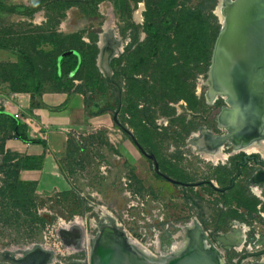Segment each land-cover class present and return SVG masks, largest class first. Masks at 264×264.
I'll use <instances>...</instances> for the list:
<instances>
[{"label":"rangeland","instance_id":"374dc122","mask_svg":"<svg viewBox=\"0 0 264 264\" xmlns=\"http://www.w3.org/2000/svg\"><path fill=\"white\" fill-rule=\"evenodd\" d=\"M48 1L51 0H0V40L5 42L8 51V66H2V70L5 68L9 73L7 77L0 75V91L32 90L37 79L24 72V54L35 65L42 91L56 90L50 52L57 51L61 45H74L82 50L87 46L89 54L96 51L97 58L100 36L109 35V44L113 48L117 46V58L109 61L108 74L97 67L95 58L93 67L87 60L78 78L72 80L69 74L62 80L65 88L71 86L70 92L79 88L94 122H87L88 127L71 140L66 157L60 160L67 190L41 196L34 192L35 201L29 211L43 218L42 223H32L27 212L19 207L12 210L5 202L0 204V264H14L11 259H23L21 252L35 245L51 255L47 264H67L69 260H83L85 256L87 260L91 252L88 247L99 231L97 225L109 217L150 251H155L158 242L161 252H156L171 253L176 249L174 246L170 250L171 244L182 240L178 235L183 233L181 227L187 226L196 215L194 199L207 208L208 221L202 225L205 231L217 235L248 227L251 230L248 235L253 236L260 229L264 237V227H260L264 225L261 216L264 202L253 192L257 188L264 196L263 185L251 182L258 166L250 163L247 168L242 167L234 187L224 196L226 202H222L205 184L182 188L159 177L153 171L151 160L113 121L116 114L117 121L143 149L155 155L161 172H168L166 167L170 165L174 174L182 173L179 178L184 182L196 184L210 180L216 186L227 185V179L237 172V155L213 163L202 158L189 143L198 128L209 130L215 125L211 105L205 97L211 61L205 69L191 72L185 78L189 93L182 97L165 94L152 65L135 71L127 63L134 48L125 51L135 33L130 24L141 26L136 30L139 42L146 37L142 30L143 0H126L130 14L121 8L119 0H74L76 3L46 5ZM220 2L216 0L212 14L221 28L217 13ZM104 42L106 47L107 40ZM130 78L145 80L149 89L154 87V93L138 97L137 86L132 89L126 86L132 82ZM193 113H200V119ZM7 136L10 138L11 132L0 122V189L11 183L10 172L17 164L19 180L29 182L21 176L23 155L5 148L7 139L3 137ZM6 207L11 209L8 212L11 217L3 214ZM229 223L238 225L229 226ZM33 226L39 228L37 236L30 234ZM263 241L261 238L258 243L263 245ZM236 253L231 249L226 256L235 257Z\"/></svg>","mask_w":264,"mask_h":264},{"label":"trees","instance_id":"16d2710c","mask_svg":"<svg viewBox=\"0 0 264 264\" xmlns=\"http://www.w3.org/2000/svg\"><path fill=\"white\" fill-rule=\"evenodd\" d=\"M119 2L121 8L130 14L129 3L126 0H119ZM143 2L145 9L142 13V30L146 33V37L139 42L136 30L140 29L141 26L130 24V28L135 33H133L125 51H128L132 46L134 48L127 57V63L130 66L133 65L135 71L138 67L152 65L154 68L153 74L157 75L163 92L165 94L166 92L169 94L174 93V96L182 97V94L189 93L185 86V78H188L191 72L195 74L201 68L205 69L211 59L213 45L220 30V25L212 14L216 0H143ZM59 3L71 4L76 2L74 0H51L46 2V5H57ZM36 10L35 8L33 11ZM171 46L173 47L171 48ZM0 48L6 49L3 40H0ZM91 49L93 50L94 47ZM88 50L87 46L85 50H82L74 45H61L57 51L52 50L50 52V55H52L50 59L52 61L51 75L56 87L54 91L70 92L71 86L65 88L62 80L69 74H72L70 77L72 80L78 78L79 73L86 66L87 60L93 67L96 51L94 50L95 52L89 54ZM67 51H74V53L65 55L59 60V57ZM111 61H115V58ZM23 62L24 72L32 74L34 79H37L36 83L32 90L26 88L22 90L12 89L10 92L25 91L32 94L42 92V82L36 78L37 73L32 59L24 54ZM2 66L6 68L8 64H0V75L7 77L9 73L5 71V68L2 70ZM130 81L132 82H129L126 86L129 85V89L134 88V85L137 86L136 93L138 97L144 98L148 93H154V87L149 89L145 80L130 78ZM21 83L26 84L24 81ZM73 91L80 93L79 88H75ZM85 92L86 90L83 91V94ZM65 105L62 104L55 109L59 110ZM0 122L8 127L11 137H17L28 143L44 144L40 139L27 138L20 131V125L13 117H5L0 114ZM3 138L6 140L9 136ZM4 140H2L3 143ZM21 162L23 165L21 170L39 169L41 167V159L36 156H23ZM18 166V164L15 165V170L10 172V178H13L11 183L5 186L4 189H0V204L5 202V206H10L12 210L19 207L27 212L26 215L30 217L32 223L38 225L42 223L43 218L32 215L29 211L35 201L34 192L37 183L35 181H20ZM5 209L6 211H3L5 216L8 215V212L11 213V209L8 210L7 207ZM14 215L17 216V212ZM7 217H11V215ZM31 228L30 234L37 236L39 228L35 226Z\"/></svg>","mask_w":264,"mask_h":264},{"label":"water","instance_id":"95a60500","mask_svg":"<svg viewBox=\"0 0 264 264\" xmlns=\"http://www.w3.org/2000/svg\"><path fill=\"white\" fill-rule=\"evenodd\" d=\"M220 24L221 28L213 45L211 63L207 74L209 75V71L214 66V60H217L215 64L216 68H212L214 70L213 75L221 88L228 89L230 95L229 101L232 105L225 99L223 100L232 106L231 113L228 115L236 120L241 115L240 108L242 105L241 101L243 100L241 95L242 90L240 89L243 79V71L241 69L253 63L264 62V0H234V4L227 11L226 22L222 23L220 20ZM71 53H74V51L64 52L59 57V60ZM99 56H101L100 53L98 58ZM104 57L108 59L107 56L104 55ZM108 64L109 60H107L105 65L98 66L101 68V71L108 74ZM113 121L130 136L138 150L151 160L154 172L172 183L182 184L159 171L155 155L143 149L131 132L117 121L116 114L113 115ZM236 125L237 122L234 126ZM228 130L229 133L225 137L219 138L218 141L225 142L226 139L228 140L233 137L234 131ZM202 225V218L198 217L195 227L189 236V242L185 251L165 264H221V252L212 242L208 232L203 229ZM202 239L205 240L209 248L203 246ZM216 239L223 244L227 243L225 238L216 237ZM33 254V257H31L32 254H28L24 259H11L10 261L14 264H43L46 260L47 254L42 251L33 252ZM89 264L147 263L140 260L128 247L125 248L110 238L95 244Z\"/></svg>","mask_w":264,"mask_h":264},{"label":"flooded vegetation","instance_id":"af4514ba","mask_svg":"<svg viewBox=\"0 0 264 264\" xmlns=\"http://www.w3.org/2000/svg\"><path fill=\"white\" fill-rule=\"evenodd\" d=\"M241 70L243 71L242 73L243 79L240 88L242 90L241 95L243 98V100L241 101L242 105L240 108L241 115L238 116L236 120L229 116L223 115L224 114L223 112L226 109L232 107L223 100L225 99L227 102H229L230 95L228 97H225L223 96V94L217 92L216 94H214L213 96L214 98L211 103L209 102V100H207V103L211 105V110L214 114L215 125L211 126L209 130H205L206 128L205 129L198 128V133H201V143L199 144L201 145L202 148L204 147L211 148L214 147L213 145L217 146L218 145L217 143H220L221 145L218 146L222 147L221 153L223 152V154L227 157V159L230 158L231 156L237 155L235 157L237 158L235 160V167L237 168V172L234 176H230L227 179L228 184L227 185L225 184L223 186H216L210 180H204L196 184L187 183L180 180L179 176L182 175L181 172L178 171L176 174H174L173 167L170 165L166 167L167 168L166 171L168 172H161L160 167H159V171L167 175L169 178L181 182L182 184L172 183L166 180L165 178H163L158 173L155 172V174H157L159 177L163 178L164 180L168 181L169 183L176 186H180L182 188H188V187L205 184L212 191L216 192L219 195V197L222 199V202H226L227 198H225L224 196L228 191H230L234 187L236 179L239 178V176L243 171L242 167L247 168L248 164L253 163L254 165L259 167V169L256 170V173L257 172L259 173L257 174L255 173L256 175L260 176L262 175V173H264V156L258 151L246 152L242 149L244 146H247L255 141L257 142L260 141L264 143V62L250 64L248 66H245ZM206 82L205 85L207 86V91H208L209 86L206 84ZM216 89H221L229 93L228 89L227 90L223 89L219 85L216 87ZM205 97H207L206 94ZM220 112L221 114L219 115ZM221 115L224 118L223 124L220 121ZM193 116H197L196 118L200 119V113H193ZM248 120H250V122L247 123ZM236 122H237L236 125L237 127L234 126ZM228 129H230L231 132L234 131L233 137L229 138L228 140L226 139L225 142H217L218 138L225 137L229 133ZM201 157L204 158L202 155ZM226 157L222 160H225ZM251 182L256 185H263L262 191L264 194L263 182L255 181L254 176L252 177ZM253 192L264 202V196L261 195L262 194L261 191H258L257 188H254ZM193 203L197 212L196 215L191 219L189 224L191 223L195 224L197 218L201 217L204 225L205 222L208 221L207 208L206 206H204L202 203H200L195 199L193 200ZM261 216L263 218L262 223H264V214ZM234 224L238 225L237 223H229V226H233ZM183 227H181V229H183ZM260 227H264V225H261ZM249 231L251 232L250 229ZM207 232L212 242L217 246V248L223 251L222 253L224 255V260L226 264H264V241H263V245L261 243H258V241L261 238H264L262 230L257 229L254 235L253 236L248 235L245 241L243 239V230H239V231L233 230L232 233L219 232L217 235L212 234V231L210 230ZM236 233H240V236H237ZM216 237L225 238L227 240V243L226 244L221 243L216 239ZM248 240H250V242L253 243L255 246H257L256 244L259 245L261 244L262 248L261 249L251 248L250 250H247L244 244H246V241ZM174 246L175 244L173 242L170 246V250L173 249ZM243 248L245 251L242 250ZM231 249L234 250L235 252H238L236 253L237 255H235V257L226 256V252ZM161 254H168V253L162 252ZM85 258L83 260L79 259V260H69V261L83 262ZM43 264H47L46 260L43 262Z\"/></svg>","mask_w":264,"mask_h":264},{"label":"crops","instance_id":"0c3cea01","mask_svg":"<svg viewBox=\"0 0 264 264\" xmlns=\"http://www.w3.org/2000/svg\"><path fill=\"white\" fill-rule=\"evenodd\" d=\"M105 37L107 40L105 49L100 48L99 42L97 48L100 55L104 54L108 57L107 60L111 61L117 58L115 55L117 46L113 49L109 44V35ZM98 55L97 67L101 61H98L100 59ZM7 62L8 51L0 48V64ZM62 104L66 105L59 110L55 109ZM0 114L13 117L27 138L40 139L44 142L28 143L14 136L5 141L6 149H15L23 156H36L41 159L39 169L21 170L23 179L37 183L35 194L41 196L67 190L68 184L60 169V160L66 157L71 140L88 127L87 122H94L86 109L84 96L78 92L54 90L38 94L0 91ZM245 230L248 236L249 228H244L243 231ZM246 244L247 250L262 248L261 245L255 246L248 241Z\"/></svg>","mask_w":264,"mask_h":264},{"label":"bare ground","instance_id":"6f19581e","mask_svg":"<svg viewBox=\"0 0 264 264\" xmlns=\"http://www.w3.org/2000/svg\"><path fill=\"white\" fill-rule=\"evenodd\" d=\"M233 4H234V0H221L219 6L217 5L218 6L217 13H218L222 23L226 22L227 11L229 8H231V6ZM135 16L139 18V16H140L139 12H136ZM104 39H106L105 36H101V39L99 41L100 48H103V49H105ZM101 55L102 56H100V59L98 58L99 59L98 61L101 60V64H99L100 66L102 64L105 65L107 62V58L104 57V54H101ZM216 63H217V60H214V66H212V68L213 67L216 68L215 67ZM212 68L209 71V78H208L207 83H206L209 86V90L207 91V98H208L210 103L213 101V98H214L213 96L217 92L223 94V96H225V97L229 96L228 92L221 90V89H216V87L218 86V83H217V80L215 79V76L213 75L214 70H212ZM228 103H230V101ZM223 113H224L223 115L229 116L228 114L231 113V108L226 109ZM220 121L222 124L224 123V118L222 115L220 117ZM201 131H203V130H201ZM217 142H222V141H217ZM189 143L204 158L212 161L213 163H216L217 161H220L226 157L223 154V152L221 153L222 147L218 146V145H221L220 143H217L218 144L217 146L213 145L214 147H211V148H205V147L202 148L201 145L199 144V143H201V133H198L197 135L193 136V138L189 141ZM242 149L246 152L258 151L264 156V143L260 142V141L259 142L255 141V142H253L247 146H244ZM257 173H259V172H257ZM256 174L254 175L255 181L263 182L264 181V176H263L264 173H262V175H260V176H258ZM105 219H106L105 223H101V224L97 225L99 231L97 232L96 236L94 237V241L92 242V245H90L88 247V252L91 251L89 256H88V259L86 260V258H85V260L83 262L72 261L69 264H89L90 257L93 254L95 244L99 243L100 241H106L110 238L114 239L116 242H118V244L122 245L123 247H125V248L128 247L131 251H133V253L140 260L146 262L147 264H165L168 261H170L171 259L179 256L180 253H182L183 251H185V249L187 248L188 242H189V236L195 227V224H192V223L183 227V229H182L183 233L178 232L179 233L178 235L182 237V240L180 242L174 243L175 247H176L175 251H172L171 253H168V254H161V253L156 252V251H160L158 249V246H159L158 242L155 243L156 249L154 252H152L149 250V248L147 246L142 244L140 241L129 237L128 234L124 231V229L120 225H118L117 222L113 218L109 217V218H105ZM236 234H237V236H240V233H236ZM174 237L176 238V236H174ZM202 244L205 248H209L208 244L205 242L204 239H202ZM25 250H26V248L24 249L23 252H21V255H24L23 259H24V257L28 256V254H32L31 257H33L34 256L33 252H37V251L41 252L42 251V249L37 245L29 247V249L27 248L26 251ZM50 256L47 254L46 262Z\"/></svg>","mask_w":264,"mask_h":264},{"label":"built area","instance_id":"2783aa9c","mask_svg":"<svg viewBox=\"0 0 264 264\" xmlns=\"http://www.w3.org/2000/svg\"><path fill=\"white\" fill-rule=\"evenodd\" d=\"M246 237H247V232H246V230H245V231H243V239H244V241H245ZM220 252L222 253L223 251L220 250ZM220 261H221V264H226V262H225V260H224V255H223V253H222L221 256H220ZM233 262H234V261H233Z\"/></svg>","mask_w":264,"mask_h":264}]
</instances>
